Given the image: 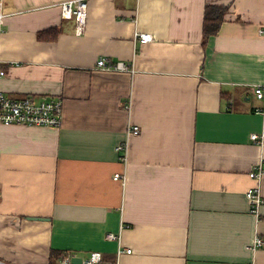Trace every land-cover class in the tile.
I'll use <instances>...</instances> for the list:
<instances>
[{
    "label": "crops",
    "instance_id": "0c3cea01",
    "mask_svg": "<svg viewBox=\"0 0 264 264\" xmlns=\"http://www.w3.org/2000/svg\"><path fill=\"white\" fill-rule=\"evenodd\" d=\"M61 1L0 0V91L62 100L58 128L0 124V259L264 264V205L257 219L245 197L264 157V0H88L80 34Z\"/></svg>",
    "mask_w": 264,
    "mask_h": 264
},
{
    "label": "built area",
    "instance_id": "2783aa9c",
    "mask_svg": "<svg viewBox=\"0 0 264 264\" xmlns=\"http://www.w3.org/2000/svg\"><path fill=\"white\" fill-rule=\"evenodd\" d=\"M1 5V2H0ZM88 0H64L58 3L61 16L74 21V31L76 34L83 32L86 20ZM5 14L0 12V34L4 23ZM259 32L264 35V27ZM135 39L139 43H146L151 40L149 33H135ZM0 59V77L5 75V71L1 66ZM96 66L101 69L109 70H127L126 64L123 62L110 63L105 58H98ZM255 97L264 102V81L255 85L253 88ZM256 112L263 113L262 108H256ZM62 120V100L59 98H40L36 99L32 96H24L21 98H11L0 91V124H16L27 126H47L58 128ZM139 133V127L131 125L127 128V135H136ZM250 139L258 144L264 143V129L260 133H251ZM122 160L126 159L127 142L118 143L115 147ZM249 178L254 184L249 186L245 191V197L248 201L249 212L257 219L260 216L259 209L264 205V196L260 192V179L264 176V157L260 158L248 173ZM117 177V176H115ZM106 238L109 240L120 241V234L107 233ZM264 247V238L255 235L250 248L256 249ZM130 249L119 247L118 253L127 252ZM101 254L99 252H89L81 258L79 264H100ZM0 264H9L0 259ZM58 264H75L71 262V256H64Z\"/></svg>",
    "mask_w": 264,
    "mask_h": 264
},
{
    "label": "trees",
    "instance_id": "16d2710c",
    "mask_svg": "<svg viewBox=\"0 0 264 264\" xmlns=\"http://www.w3.org/2000/svg\"><path fill=\"white\" fill-rule=\"evenodd\" d=\"M210 11H207L205 13V22L203 24V35L206 38L208 34H213L217 31L218 28V18L215 16L210 15ZM49 33H56V29L54 28H50V29H46V30H41L39 32V37L41 38H48V36H46V34Z\"/></svg>",
    "mask_w": 264,
    "mask_h": 264
},
{
    "label": "water",
    "instance_id": "95a60500",
    "mask_svg": "<svg viewBox=\"0 0 264 264\" xmlns=\"http://www.w3.org/2000/svg\"><path fill=\"white\" fill-rule=\"evenodd\" d=\"M81 258L82 257L72 256L71 257V262H73L75 264H79L81 262Z\"/></svg>",
    "mask_w": 264,
    "mask_h": 264
}]
</instances>
